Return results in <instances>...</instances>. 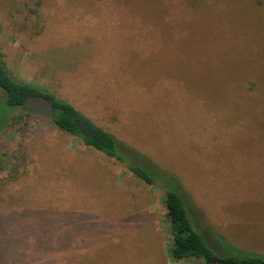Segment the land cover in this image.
I'll return each instance as SVG.
<instances>
[{"label":"rangeland","instance_id":"rangeland-1","mask_svg":"<svg viewBox=\"0 0 264 264\" xmlns=\"http://www.w3.org/2000/svg\"><path fill=\"white\" fill-rule=\"evenodd\" d=\"M0 57L174 175L193 216L264 254V0H0ZM42 205L63 214L40 236ZM165 212L161 189L0 88V264H72L46 244L73 216L103 250L89 264H199L170 255Z\"/></svg>","mask_w":264,"mask_h":264},{"label":"trees","instance_id":"trees-1","mask_svg":"<svg viewBox=\"0 0 264 264\" xmlns=\"http://www.w3.org/2000/svg\"><path fill=\"white\" fill-rule=\"evenodd\" d=\"M0 88L5 92L8 105L21 106L27 113L37 112L39 115H46L59 130L78 138L84 146L92 147L106 157L120 162L142 182L161 189L166 208L165 216L171 233L169 252L175 260L192 259L199 264H264V254L237 247L211 225L200 221L198 216H193L189 208L190 198L174 175L159 168L150 158L123 143L67 100L54 95L44 87L16 79L1 57ZM63 197L57 195L55 200L60 202ZM49 206L42 205L36 208L37 216L41 214L40 228L43 234L40 236L51 232L52 221H60L56 214L60 212L63 214L61 208ZM83 220L85 219L81 216H73L68 224L58 223V231L52 233L51 241L46 244L53 246L51 253L54 256L51 257V262L65 260L72 264H89L96 258H101L97 256L103 252L99 242L89 245L96 247L95 249L84 243L89 230ZM113 235L111 231L108 238ZM119 242L120 240L112 243ZM46 245L42 244V247Z\"/></svg>","mask_w":264,"mask_h":264}]
</instances>
